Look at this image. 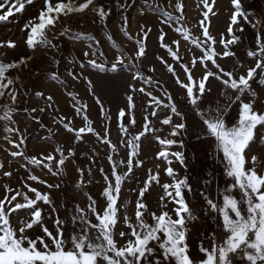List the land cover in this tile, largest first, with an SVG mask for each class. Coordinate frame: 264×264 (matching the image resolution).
<instances>
[{
    "label": "rangeland",
    "instance_id": "obj_1",
    "mask_svg": "<svg viewBox=\"0 0 264 264\" xmlns=\"http://www.w3.org/2000/svg\"><path fill=\"white\" fill-rule=\"evenodd\" d=\"M44 2L45 0H34L32 4H26L22 13L10 17V22L0 23V43L7 45V42L11 41L15 44L14 48L0 47V62L7 64L30 57L26 66L21 65L18 69L6 72V77L12 78L14 84L9 86L5 90V96L0 98V117L9 108L13 110L11 121L0 119V165H3L0 169V200L6 195V187L26 193L32 199H35V194L30 192L27 186L42 194H49L51 204H44L42 201L37 204V207L42 209L43 224L55 234V221L59 218L62 221L60 228L64 240L68 242L65 250H69L72 247L71 236L79 233L82 227L78 219L73 220L77 209L88 212V204L91 202L89 197L95 201L97 212L102 213L105 209L107 202L102 193L109 181L114 186L112 165L115 162L118 165L117 173L125 176L117 202L119 222L114 229L117 246L122 247L133 239L131 229L124 223L123 218L129 217L135 226V211L140 199V190L148 188L142 198L147 205L143 219L146 223L153 224V213L159 216L166 211L173 219L177 218L174 213L177 205L167 196L162 185H174L177 180H186L188 187L183 188L182 193L192 213V218L186 220V243L189 255L194 261L205 259L200 252L201 246L211 249L214 244H223L226 239L222 213L212 210L207 200H212L219 209L223 207L225 195H230L238 201H242V197L238 188L233 190V180L226 175L223 152L218 150L215 139L207 134L206 126L198 112H210L215 116L217 108H226L224 119L227 126L231 127L238 120L240 102L235 101L238 92L226 88L215 77H210L206 82L203 97L198 105L193 107L186 95V89L177 83V77L181 82L188 83L182 65L189 67L193 79L197 82L206 72L199 61L203 50L192 43L196 38L204 39L200 21H205L204 26L215 40L212 46L215 52L222 54L226 50L221 39H231L228 28L234 12L232 0H207L211 12L204 6V0H94V4L84 12L61 15L54 27L45 29L47 39L51 40L55 47L46 48L37 44L34 50L29 49L25 42L28 32L22 29L29 20L39 22L35 18L44 7ZM59 2L61 0H52L53 4ZM63 2L68 3V0ZM72 2L78 7L85 0ZM178 2L183 5L182 13L175 8ZM240 4L247 20L241 17L239 23L233 26V33L239 37V41L229 45L227 49L235 55L215 57L220 67L226 72H232L237 79L240 75H246L247 69L255 65L256 60L249 58L247 53L257 51L258 39H264V0H240ZM98 5L103 6L108 13L103 20L92 11V8ZM162 10L171 13L173 17L182 16V19L179 22L173 20L164 23ZM4 11H7V8ZM205 12H208L206 18ZM181 26L188 30L189 40H184L176 31ZM148 29L150 31H147ZM62 31H67V34L60 35ZM146 31L147 38L142 41L145 45V55L135 59L138 51L137 41L141 40ZM161 32L165 34L163 44L171 47L173 51H176L174 41H179L177 54L180 60L173 59L167 49L161 46L158 39ZM77 34H82L87 39H75ZM109 36L112 37L111 41ZM113 41L122 50L125 57L124 66L116 72H100L91 67L89 60L110 66L122 55L117 51V47H113ZM85 53L88 55L85 56ZM193 58L197 59L195 66H192ZM205 62L207 70L218 73V69L210 61ZM81 64L84 65L83 68ZM169 65L174 69L175 75L168 71ZM53 73L58 79L51 78ZM136 73L144 76L145 80L134 78ZM89 80L92 82L91 87L88 85ZM148 80L150 82H146ZM260 80H264V74L258 75V79L250 82L252 89L257 93L256 97L245 93L241 99L244 102L254 99V110L264 113V84H261ZM141 88L144 92L139 91ZM9 93L16 95L14 103ZM38 93H43V96L37 95ZM49 96L52 100L47 99ZM129 96L133 98L131 103L134 108L129 106ZM152 97H156L161 103L156 104ZM229 97L235 102L230 103ZM97 99L103 106V112L101 105L97 104ZM173 105L180 116L171 112ZM77 108L80 109L79 112ZM32 109L36 111L33 112ZM121 110L126 113L123 121L118 118ZM153 112L155 115H152ZM85 115L95 133L117 146L115 152L109 144L103 143L92 133L81 134L82 138L77 139L74 133L65 129V124L77 130L86 127ZM168 117H171V123L163 124L162 121ZM130 119L135 120L134 125L129 123ZM121 122L127 126V134L121 132ZM146 123L155 131L148 132L139 140L137 155L131 158L133 167L128 174L127 163L131 148L126 141L139 134ZM179 123L185 124V128L176 130L178 135H171L174 125ZM6 127L13 131H5ZM256 133V139L245 153L249 160L246 168L252 167L250 161L255 156L258 158L257 171L264 172V143L261 142L264 128L258 127ZM157 137L176 143L170 147L162 146ZM21 139L24 143L17 149L14 144L19 143ZM57 148L65 154V164L60 174L53 176L42 165L36 167L29 163L33 157L48 155H53L58 160ZM162 150L169 152L170 164L164 158H157ZM14 151L24 155L13 157L11 152ZM171 153H181L183 164ZM109 157L112 159L109 160ZM120 161L124 163L120 164ZM52 167L55 171L56 161L52 162ZM169 167L174 171L171 177L166 172ZM5 172H10L11 176H5ZM156 173L159 174L158 183L153 181L151 185H147L146 181ZM31 175L37 176L38 181L29 179ZM48 184H58L59 187L48 188ZM15 191L10 195H14ZM18 202L23 203L22 198L18 197ZM241 207L246 208V205L241 202ZM27 216L28 210L24 209L13 213L10 217L12 227L18 230L19 222ZM88 218L93 224L97 223L95 216L90 212ZM122 231L126 233L123 238L119 236ZM92 234L95 235V230ZM26 235L35 239L44 233L37 225L28 230ZM161 238L163 239V234ZM150 246L155 248V254L149 257V264H174L164 260L155 242ZM242 255L243 253L232 255V264H247L240 259Z\"/></svg>",
    "mask_w": 264,
    "mask_h": 264
},
{
    "label": "snow or ice",
    "instance_id": "obj_2",
    "mask_svg": "<svg viewBox=\"0 0 264 264\" xmlns=\"http://www.w3.org/2000/svg\"><path fill=\"white\" fill-rule=\"evenodd\" d=\"M34 0H0V23L10 22V17L17 13H22L25 10L26 4L30 5ZM234 6V12L231 16V23L228 28V33L231 39H221L223 47L226 49L222 54L215 52L212 47L215 44L214 38L209 35L208 28L204 26L205 21H200L202 26L203 40L196 38L192 40V43L197 47L202 48L203 55L199 58L200 63L206 69V72L202 79L197 82L193 79L191 71L187 65H182L187 74L188 83H183L177 77V83L186 89V95L189 98V102L193 107L198 105L199 100L203 97L206 90V82L210 77H215L225 85L226 88H230L233 91L238 92L235 97V101L240 102V109L237 122L228 127L224 119L226 108L216 109V115L213 116L210 112H198L202 122L206 126V132L209 137L214 138L217 142L218 150L223 152V156L226 160V175L233 180V190L239 189L242 197V201H238L236 198L225 195L223 201V207L219 208L212 200L208 199L207 204L214 211L222 213L223 228L226 233V239L223 244L215 245L211 249H206L203 246L200 247V252L205 259L196 262L189 255L188 245L186 243V220L192 218V213L188 207L186 201L183 198L182 189L187 188L186 180H177L174 185L164 184L162 185L168 197H171L173 202L177 205L174 209L176 219H173L168 212H162L161 215L156 216L152 214L154 223L148 224L144 221V212L147 210V205L143 202L142 198L144 193L148 190L147 187L143 188L139 192V197L135 211V226L130 221V218L125 216L123 218L124 223L131 229V236L133 239L127 241L122 247L117 246L115 240V226L119 222L117 202L119 199V193L121 190V184L125 179V176L117 173L116 169L118 165L113 162L114 186L111 181L108 182L107 187L102 193L106 198V207L103 212H97L95 207V201L89 197L91 201L88 204V212L95 216L97 223L93 224L88 218V212L84 209H77V215L73 217V220H79L82 227L80 232L71 236L70 243L71 249L65 250L67 243L63 237V231L60 228L62 221L59 218L56 219L55 224L57 230L55 234L50 231L43 224L42 209L37 207L39 202L44 204H51L49 194H42L37 189L29 187V191L35 194V199L30 198L26 193L15 191L6 187V195L4 199L0 200V264H149V257L155 254V248L150 245L153 242L161 250V254L165 261L174 262V264H232L231 256L239 253H243L240 259L246 261L247 264H264V172L257 171L258 158L253 156L251 158V168H246L249 160L246 158V150L256 139V130L258 127L264 128V113L254 110V99L251 102H244L241 97L245 93H248L251 97L255 98L257 93L251 87V81L258 79V75L264 74V39H258L257 51H248L249 58L255 59L256 63L253 67H249L246 71V75H240L238 79L232 72H226L216 62L215 57L221 55L222 57L234 56L235 53L228 51V47L231 44H235L239 41L233 33V26L239 23V18L243 17L247 20L246 13L243 12L240 0H232ZM94 4V0H85L82 5L78 7L73 5L72 0H68V3L61 2L53 4L52 0H45L44 7L40 10L38 17L35 20H29L23 27L22 31L28 32L26 37V45L29 49H35L37 44L43 47H55L52 41L47 39L45 29L49 26H55L61 15L67 16L70 13H82L89 9ZM204 6L211 12V7L208 6L207 0H204ZM7 8V11L4 9ZM175 8L178 12H183V5L177 3ZM92 11L101 19H105L108 13L103 6H96L92 8ZM208 12H205V18ZM162 16L165 18L164 23L175 20L179 22L182 16L173 17V15L167 11H161ZM127 24V18H125V25ZM243 31V29H239ZM143 31V29H142ZM147 31H150L148 29ZM147 31L145 35L141 37V40L137 41L138 51L136 52L135 59H140L145 55V45L142 42L147 38ZM176 31L183 37L184 40H189V32L183 26L176 29ZM67 31H62L60 35H66ZM125 34L127 32L125 30ZM165 34L161 32L158 39L161 41V46L166 48L169 54L175 60H180L178 56L179 41H174L176 45V51H173L171 47L163 44ZM75 39H87L82 34H77ZM131 38V37H129ZM108 39L111 41L112 37ZM209 41L211 43H209ZM207 45V47H205ZM15 47V44L11 41L7 42V45L0 43V47ZM113 47H117L113 41ZM117 51L122 53V50L117 47ZM88 53H85L87 56ZM29 58H21L18 62L3 63L0 62V98L5 96V90L14 84L12 78L6 77V72L11 69H18L21 65L27 64ZM132 59V57H127ZM210 61L214 67L218 69V73L207 70V63ZM89 65L100 72L112 71L116 72L120 67L125 64V57L122 53L120 57H117L116 61L110 66L104 63H97L96 60H89ZM197 59L193 58L192 66H195ZM84 65L81 64V68ZM134 67V65H133ZM168 71L175 75V71L171 65L168 66ZM227 77V79H224ZM52 79H58L53 73ZM77 78V77H74ZM136 79L145 80V77L140 73H136L134 76ZM6 80V83H5ZM150 82V80L146 81ZM261 84H264V80H260ZM89 87L92 86V82L88 81ZM195 89V91H194ZM135 90V89H133ZM139 91L144 92L141 88ZM13 103L16 100V95L9 93ZM37 95L43 96V93ZM148 95H151L148 93ZM48 100H52V97H47ZM75 99V97H73ZM132 96L128 97L129 106L134 108L132 102ZM171 99V97H169ZM230 103L235 102L231 97L228 98ZM152 100L156 104H160L161 101L156 97H152ZM97 104L101 105V111L103 112V106L99 99ZM86 105L84 108L86 109ZM80 111L79 108L76 109ZM33 112L36 109H32ZM44 111V109H40ZM13 110L9 108L5 111L4 115L0 119L11 121ZM171 112L177 116L181 114L177 111L173 105ZM125 111L121 110L118 113V118L123 121L125 117ZM155 115V112L152 113ZM36 119L35 117H33ZM86 127L80 129H74L69 124H65L64 127L67 131L75 134L77 139H81L84 133H92L101 139L103 143L109 144L113 152L116 151V145L111 144V141L99 136V133H95V130L91 127V122L88 121L87 116H84ZM14 123V121H13ZM129 123L135 124L134 119H130ZM167 125L171 123V117L165 118L162 121ZM121 132L127 134V126L121 122ZM185 124L179 123L174 125V130L171 135H178L176 130L184 129ZM5 131H13V129L6 127ZM18 131V129L16 130ZM155 129L150 128L146 123L143 130L132 137L131 140L126 141V144L131 148L129 154V161L127 163L128 174L131 173L133 167L132 157L137 155L136 149L139 147V140L142 136L148 132H154ZM158 142L162 146H172L176 142L173 140H166L157 137ZM261 142L264 143V135L261 136ZM9 143H12L9 141ZM24 143L21 139L19 143L14 144L17 149ZM59 152V159L55 156L48 155L41 158L33 157L29 160V163L47 169L53 176L62 172V166L65 164L64 152L57 148ZM13 157L22 156L24 153L19 151L11 152ZM74 155V153H73ZM176 157L181 164H183V157L181 153H171ZM157 158H164L169 164V152L162 150L158 153ZM112 158L109 157V160ZM56 161V170H53L52 162ZM123 164L124 161H120ZM3 165H0V169ZM168 176H173L174 171L171 167L166 169ZM82 174V170H81ZM5 176H11L10 172H5ZM158 173L151 176L146 181L147 185H151L153 181L158 183ZM29 179L38 181V177L31 175ZM105 180L108 181V177L105 176ZM40 183H46L39 181ZM83 184V181H80ZM48 188H58L59 185L48 184ZM173 189V191H169ZM190 191V188H188ZM15 191L14 195H10ZM18 197L22 198L23 203L18 202ZM15 202V203H14ZM241 202L246 205V208L241 207ZM54 207V206H53ZM28 210V216L22 219L19 224V229L12 227L10 217L18 210ZM39 225L44 233L41 237L35 239L26 235L28 230L33 229ZM95 230V235L92 231ZM163 234V239L161 238ZM126 235L125 232H120L119 236L123 238ZM47 241H50L47 242ZM39 245V247H38ZM159 264V262H157Z\"/></svg>",
    "mask_w": 264,
    "mask_h": 264
}]
</instances>
